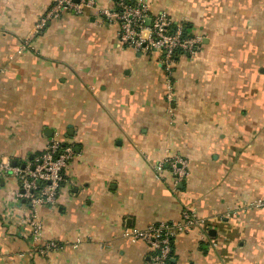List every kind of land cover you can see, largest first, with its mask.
Segmentation results:
<instances>
[{"label": "crops", "instance_id": "obj_1", "mask_svg": "<svg viewBox=\"0 0 264 264\" xmlns=\"http://www.w3.org/2000/svg\"><path fill=\"white\" fill-rule=\"evenodd\" d=\"M94 1L34 35L51 0H0V165L52 136L75 153L55 205L35 209L38 240L0 172V264H143L149 247L123 229L184 211L205 222L173 238L169 264H264V206H249L264 200V0H132L203 37L177 60L171 100L160 53L124 46L97 11L115 0ZM49 242L61 248L40 255Z\"/></svg>", "mask_w": 264, "mask_h": 264}, {"label": "built area", "instance_id": "obj_2", "mask_svg": "<svg viewBox=\"0 0 264 264\" xmlns=\"http://www.w3.org/2000/svg\"><path fill=\"white\" fill-rule=\"evenodd\" d=\"M96 7L94 0H51L49 8L34 24V35L46 29L51 20H56L64 13L79 15L85 8ZM99 15L108 24L117 26L120 42L136 51H157L160 53V65L166 75V98L171 100L173 94V73L180 57L193 58L202 47L203 37L193 32L186 21H173L163 12L150 16L147 5L142 1L115 0L112 9H98ZM74 150L70 145L62 144L56 136L49 138L45 149L26 163L12 165L5 162L0 165V172L10 174L17 179L14 194L17 203L29 205L30 214L26 222L34 240L41 235L43 225L35 212L39 206L53 207L62 189L64 171L74 159ZM172 188L187 175L186 161L173 158L169 161ZM158 176L162 172V164L156 166ZM249 206L263 207L264 200L258 199ZM182 223H158L140 229L126 227L123 236L131 242H143L150 254L143 264H169L172 253L173 238L189 227L203 226L205 220L198 218L193 212L182 213ZM75 243L73 247H76ZM60 244L49 242L38 248L42 256L60 249Z\"/></svg>", "mask_w": 264, "mask_h": 264}, {"label": "water", "instance_id": "obj_3", "mask_svg": "<svg viewBox=\"0 0 264 264\" xmlns=\"http://www.w3.org/2000/svg\"><path fill=\"white\" fill-rule=\"evenodd\" d=\"M14 165V164H13Z\"/></svg>", "mask_w": 264, "mask_h": 264}]
</instances>
